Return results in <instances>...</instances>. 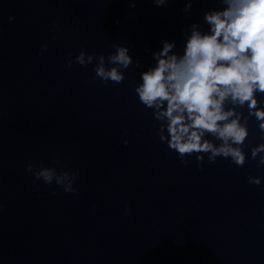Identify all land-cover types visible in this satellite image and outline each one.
I'll return each mask as SVG.
<instances>
[{
    "label": "clouds",
    "instance_id": "clouds-1",
    "mask_svg": "<svg viewBox=\"0 0 264 264\" xmlns=\"http://www.w3.org/2000/svg\"><path fill=\"white\" fill-rule=\"evenodd\" d=\"M137 0H131L135 7ZM172 0H151L164 7ZM184 0V12L193 3ZM219 7L203 14V24L194 21L183 29L181 49L174 40L164 39L162 47L151 51L154 63L146 69L133 60L126 45H115L107 57L104 53L89 54L81 49L74 58L67 54L66 64L88 67L95 60L91 80L105 85L121 84L125 70L133 64L139 73L134 93L139 103L152 110L156 135L161 143L177 154L184 166L195 156L202 168L205 156L209 163L223 158L243 168L249 159L257 169L264 167V0H214ZM13 17L9 16V20ZM207 28H204V25ZM54 27L60 28L58 23ZM55 39V36L53 37ZM47 49V45H44ZM254 119L262 142L252 146L249 122ZM125 144L128 143L126 140ZM250 149V156L245 152ZM56 165L60 167L57 168ZM26 171L35 180L53 182L65 193H76L73 186L79 173L64 169L59 159L52 166L29 161ZM264 177H247L249 184L259 186ZM127 211V209H125Z\"/></svg>",
    "mask_w": 264,
    "mask_h": 264
}]
</instances>
